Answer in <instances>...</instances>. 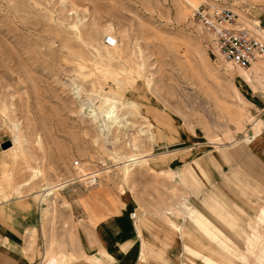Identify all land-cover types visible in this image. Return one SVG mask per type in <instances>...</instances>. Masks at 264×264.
<instances>
[{"label": "rangeland", "instance_id": "1", "mask_svg": "<svg viewBox=\"0 0 264 264\" xmlns=\"http://www.w3.org/2000/svg\"><path fill=\"white\" fill-rule=\"evenodd\" d=\"M206 1L264 28V0H0V200L21 196L38 210L41 188L78 180L40 213L61 246L45 254L60 264L98 221L127 209L137 212V264H264V244L248 237L257 222L264 231V125L254 127L264 121V59L250 83L227 72L191 16ZM118 78L120 118L103 130V93ZM134 141L141 155L168 154L166 172L143 164L124 175ZM216 197L225 219L211 209ZM181 242L183 261L172 255Z\"/></svg>", "mask_w": 264, "mask_h": 264}, {"label": "crops", "instance_id": "2", "mask_svg": "<svg viewBox=\"0 0 264 264\" xmlns=\"http://www.w3.org/2000/svg\"><path fill=\"white\" fill-rule=\"evenodd\" d=\"M10 200V203L0 200V264H40L51 242L53 243L52 251L61 252L59 249L61 246L57 247V244L60 245V241H57L58 237L56 241L53 239L50 224L46 225L45 229V220L42 219L40 212L36 208H28L29 204L23 198ZM214 201L216 203L211 206V209L215 217L225 219L227 214L218 210L217 206H223L224 202L217 197ZM262 206L264 204L260 205L258 210ZM29 209H32L33 213L29 212ZM33 227L37 229L35 234L31 232ZM140 238L143 243V252L147 251L145 238ZM185 246L184 242L175 244L173 259L180 251L181 260H184ZM139 250L140 240L135 234L134 219L131 218L130 211L127 209L123 214H112L98 221L89 236L85 234L83 240L79 238L78 242L66 248L65 252L69 256L73 252L77 258L65 264H137ZM81 251L88 252L89 257H81ZM62 257L61 255L58 258L62 260ZM151 261L153 262L150 259L149 262Z\"/></svg>", "mask_w": 264, "mask_h": 264}, {"label": "bare ground", "instance_id": "3", "mask_svg": "<svg viewBox=\"0 0 264 264\" xmlns=\"http://www.w3.org/2000/svg\"><path fill=\"white\" fill-rule=\"evenodd\" d=\"M189 1L192 4H194V0H189ZM208 2H210V1H206V3H208ZM210 3H215V2L211 1ZM239 17H240V15H239ZM195 22L198 25L201 26L203 31L205 33H207V35H209L210 39H211V33L209 31H206L199 22H197V21H195ZM252 24H253L252 25L253 28L258 30L259 32H264V28L263 29L261 28V24H260L259 20H253ZM109 33H111V32H108V34ZM107 46H109V47H111V48H113L115 50H118V46H119L118 37H117V44H115V45H109L108 44ZM217 55H219V54H217ZM219 56L222 58L221 55H219ZM263 57H264V52H262L261 54H258L252 60V63L249 66H247V67L238 66V65L233 64L231 61L224 60L223 58L222 59L226 62L225 67L227 68V72H230V71L234 70L235 67H237V69L239 71V74L242 75V77L244 78L245 82L246 83H248V82L250 83L252 81V72L258 73V72H260L262 70V68L259 66V61L261 62L262 59H264ZM238 67H240V68H238ZM118 80H119V78H118ZM124 88L126 89V87L123 84V79H122L120 81V83L117 84V89L118 90L117 91L116 90L113 91V94H112V90L103 93V97L105 98V103H106V108L101 113V117L104 120V123L102 125L103 126V128H102L103 130L108 129L110 124L118 122V119L120 117H118L117 114H114L115 112H113L112 109H114L115 107L119 106V104L121 103L120 96L117 97V94H119L118 92L120 90H122L121 92H123ZM132 88H134V87H132ZM130 94H131V92H130ZM128 98H130V97H128ZM101 117H99V118H101ZM106 117L108 119H106ZM92 118H94L95 120L98 119L97 115H94ZM255 121L256 122L254 124V127L256 126L257 128H260V126L264 125V121L261 120V119L260 120H255ZM150 124L152 125V123H150ZM150 136H151V133L148 134V137H150ZM138 148H139V145H138V143L136 141L130 142L129 154L127 156H125V157L120 158V161H121V164H122L121 168L124 169L123 170L124 171V175H129V173H131V170H132L133 166L143 165V164L150 165V169H153V171H155L157 173H165L166 172V167H167V157L166 156H168V154H166V153H156L155 154V153L151 152V153H149V155H141L140 153H136L135 152V150H137ZM10 149H12V147ZM94 178L90 179V180H95ZM76 182H78V180H76V179L73 180L72 179V180H69V181H66V182H63V183H60V184H56V185H46L45 187L41 188V190L37 194H35L34 197H33V199H36L38 201V210H39V212L41 213V211H43V206L46 203H48L50 200L53 199L55 193L58 190L63 189L65 187L69 186L70 184L76 183ZM257 212H258L257 213L258 214L257 220L258 221L262 220V222H264V206H262ZM255 224L253 225V227L250 228L248 237H249V240H250L251 244L253 243V244L257 245V246H261L262 244H264V241H263L264 231H263V229L261 227L260 222L259 223L257 222L256 225ZM32 230L37 232V229L35 227H33ZM263 252H264V248H263ZM43 258L45 260H47V262L42 261L41 264H45V263L46 264H60L59 263V258L56 257V256H51V255H48V254H44Z\"/></svg>", "mask_w": 264, "mask_h": 264}, {"label": "built area", "instance_id": "4", "mask_svg": "<svg viewBox=\"0 0 264 264\" xmlns=\"http://www.w3.org/2000/svg\"><path fill=\"white\" fill-rule=\"evenodd\" d=\"M191 16L211 33L212 41L207 44L210 52L221 55L224 60L247 67L264 52V32L248 26L229 5L205 2L194 8ZM104 42L115 45L117 37L109 33ZM74 165L79 166L78 159ZM136 213L132 211L131 218L134 219Z\"/></svg>", "mask_w": 264, "mask_h": 264}, {"label": "water", "instance_id": "5", "mask_svg": "<svg viewBox=\"0 0 264 264\" xmlns=\"http://www.w3.org/2000/svg\"><path fill=\"white\" fill-rule=\"evenodd\" d=\"M10 145H11V141L10 140H7V141L1 143V147L3 149L9 147Z\"/></svg>", "mask_w": 264, "mask_h": 264}]
</instances>
